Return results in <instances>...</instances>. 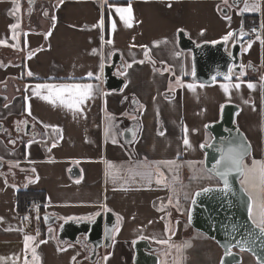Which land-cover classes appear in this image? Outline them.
<instances>
[{
  "label": "crops",
  "instance_id": "0c3cea01",
  "mask_svg": "<svg viewBox=\"0 0 264 264\" xmlns=\"http://www.w3.org/2000/svg\"><path fill=\"white\" fill-rule=\"evenodd\" d=\"M234 1L0 0V243L20 245L21 264H133L138 239L157 247L160 264H220L221 247L185 222L194 192L216 184L194 187L202 179L193 174L206 171V125L224 103L241 107L237 124L252 145L247 164L264 161V0ZM129 7L130 16L116 11ZM253 24L261 36L242 43L243 71L232 72V82L191 81L192 54L179 48L180 31L197 44L232 33L230 48ZM115 52L126 66L121 92L104 87L101 71ZM42 83L93 87L77 109L35 87ZM62 98L78 99L72 91ZM22 189L45 194V202L34 201L37 216L19 213ZM104 211L117 227L94 262L87 248L61 243L57 227L42 220L44 213L59 222L92 220ZM26 236L33 237L27 245Z\"/></svg>",
  "mask_w": 264,
  "mask_h": 264
},
{
  "label": "water",
  "instance_id": "95a60500",
  "mask_svg": "<svg viewBox=\"0 0 264 264\" xmlns=\"http://www.w3.org/2000/svg\"><path fill=\"white\" fill-rule=\"evenodd\" d=\"M36 0H28L34 5ZM241 0L234 1V5ZM247 30L241 31L236 41L228 48L227 41L217 43L204 42L197 44L185 31L178 33V46L182 51L191 52L193 71L191 81L205 85H214L217 81L232 82V72L241 73L240 54L242 43L247 40ZM126 66L118 52L113 53L110 61L103 67V84L108 91L121 92L126 85L123 74ZM193 72L195 75H193ZM241 107L234 102L222 105L219 118L206 125L211 140L202 145L204 167L218 180V184L208 185L196 190L191 199L187 221L189 225L215 241L222 249L220 264H243V254L252 255L260 264L264 260V236L259 234L249 218V201L241 183L240 176L232 173L228 177L231 191H224V184L216 171L222 153L237 144L249 147L252 145L245 132L237 124V115ZM31 125L27 126L28 134L32 133ZM3 123H0V134ZM35 135V133H32ZM135 127L125 133L127 142L133 140ZM4 163L0 161V173L4 172ZM73 176L79 174L76 168L71 171ZM207 190V191H206ZM253 208V205H252ZM43 224L46 227H57V239L61 243L82 245L88 249L90 260L94 262L102 248H109L113 242L117 219L111 211L99 213L92 220L76 219L59 222L54 215L44 213ZM157 247L146 239H138L133 243V264H160L156 254Z\"/></svg>",
  "mask_w": 264,
  "mask_h": 264
},
{
  "label": "snow or ice",
  "instance_id": "6c2138e0",
  "mask_svg": "<svg viewBox=\"0 0 264 264\" xmlns=\"http://www.w3.org/2000/svg\"><path fill=\"white\" fill-rule=\"evenodd\" d=\"M249 6L245 4V10H248ZM117 12L123 13L128 12L129 16L131 15V8L121 9L117 8ZM123 19L124 17L121 16ZM102 24V21H101ZM264 26V25H262ZM19 27V25H12V28ZM113 27L115 25L113 24ZM255 31V29H253ZM50 35V33H49ZM232 33H229L224 37V40L227 41ZM101 71H103V66H101ZM28 75L31 76L32 73L29 71ZM91 73L89 76L91 77ZM193 75L195 73L193 72ZM249 88H252L253 85L249 84ZM37 89H47L50 93L60 99V103L66 105L69 108H79V105L82 104L86 99L90 98L92 92L91 84H71V85H55L42 83L35 86ZM189 88H193V85H188ZM239 88V84L236 85ZM65 91H72L78 99L74 98L71 102L65 101L62 98V94ZM224 91H228V87L224 86ZM39 95V92L36 93ZM46 100H50L52 103H55V99L52 96L43 97ZM30 114V113H29ZM185 145H188L187 139L184 141ZM249 155V147L243 144H237L234 147H230L226 152L222 153L220 161L217 163L214 171L223 181L224 191H231V186L228 181V177L232 173H237L240 176V183L248 197L250 204L249 207V218L251 219L252 225L259 230V234L264 236V161H258L253 159L251 164L245 163V157ZM171 163V162H166ZM111 167V165H110ZM207 191V190H206ZM252 205H258L260 208L259 218H254L252 214ZM91 219V218H89ZM33 240V237L26 236L25 243L26 245ZM33 255H35V249L32 250ZM264 264V260L260 262Z\"/></svg>",
  "mask_w": 264,
  "mask_h": 264
},
{
  "label": "rangeland",
  "instance_id": "374dc122",
  "mask_svg": "<svg viewBox=\"0 0 264 264\" xmlns=\"http://www.w3.org/2000/svg\"><path fill=\"white\" fill-rule=\"evenodd\" d=\"M248 159L245 161L247 163ZM193 176L199 178L201 177V181L195 180L193 181V186L198 187L201 186L204 182H215L218 183V180L209 176L205 170L202 169V172L198 171L193 174ZM212 177V178H211ZM203 182V183H202ZM259 206L253 205L252 214L254 218H257V210ZM188 213V211L186 212ZM187 217V216H186ZM186 225L189 226V223L185 222ZM23 254L22 247L17 244H1L0 243V264H21ZM26 257V256H25Z\"/></svg>",
  "mask_w": 264,
  "mask_h": 264
},
{
  "label": "trees",
  "instance_id": "16d2710c",
  "mask_svg": "<svg viewBox=\"0 0 264 264\" xmlns=\"http://www.w3.org/2000/svg\"><path fill=\"white\" fill-rule=\"evenodd\" d=\"M247 18H249V17L247 16ZM45 200H46V197H45V194L43 192L22 189L18 193L17 209H18L19 213L25 214L26 208H27V203L29 201L45 202ZM186 221H187V217H186ZM187 223H188V221H187Z\"/></svg>",
  "mask_w": 264,
  "mask_h": 264
},
{
  "label": "built area",
  "instance_id": "2783aa9c",
  "mask_svg": "<svg viewBox=\"0 0 264 264\" xmlns=\"http://www.w3.org/2000/svg\"><path fill=\"white\" fill-rule=\"evenodd\" d=\"M253 29H255V31H253ZM259 33H261V29L259 27V25L257 24H253L249 29H248V34H247V40H256L258 39L261 35H259ZM40 211V204L36 203L34 201H29L27 203V216L29 217H35L39 214Z\"/></svg>",
  "mask_w": 264,
  "mask_h": 264
},
{
  "label": "flooded vegetation",
  "instance_id": "af4514ba",
  "mask_svg": "<svg viewBox=\"0 0 264 264\" xmlns=\"http://www.w3.org/2000/svg\"><path fill=\"white\" fill-rule=\"evenodd\" d=\"M32 127V126H31ZM32 129H33V127H32ZM32 129H31V131H32Z\"/></svg>",
  "mask_w": 264,
  "mask_h": 264
}]
</instances>
